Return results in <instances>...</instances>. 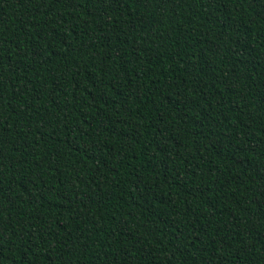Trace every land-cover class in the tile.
<instances>
[{
  "label": "trees",
  "instance_id": "trees-1",
  "mask_svg": "<svg viewBox=\"0 0 264 264\" xmlns=\"http://www.w3.org/2000/svg\"><path fill=\"white\" fill-rule=\"evenodd\" d=\"M0 264H264V0H0Z\"/></svg>",
  "mask_w": 264,
  "mask_h": 264
}]
</instances>
